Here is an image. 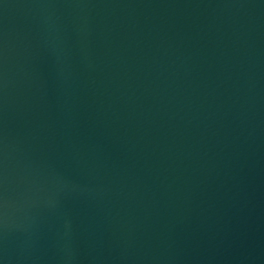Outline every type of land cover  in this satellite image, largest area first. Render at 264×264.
<instances>
[{
	"label": "water",
	"instance_id": "water-1",
	"mask_svg": "<svg viewBox=\"0 0 264 264\" xmlns=\"http://www.w3.org/2000/svg\"><path fill=\"white\" fill-rule=\"evenodd\" d=\"M0 264H264V0H0Z\"/></svg>",
	"mask_w": 264,
	"mask_h": 264
}]
</instances>
